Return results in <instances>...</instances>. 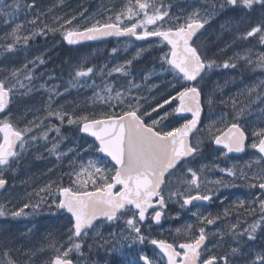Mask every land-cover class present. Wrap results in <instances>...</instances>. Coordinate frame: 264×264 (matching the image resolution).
I'll list each match as a JSON object with an SVG mask.
<instances>
[{"label": "rangeland", "instance_id": "1", "mask_svg": "<svg viewBox=\"0 0 264 264\" xmlns=\"http://www.w3.org/2000/svg\"><path fill=\"white\" fill-rule=\"evenodd\" d=\"M34 2L35 7L28 9L24 5L32 4L33 0H21V7L14 21L6 23L0 19V46L13 41L11 31L16 24L23 26L17 33L21 37L17 51L8 54L0 52V75L20 69V79L25 85H29V81L24 75L30 73L32 76L29 85L31 91L26 95L17 93L14 96L9 106L10 115L20 128L28 126L31 121L38 124L42 122L40 127H34L33 132L28 134L40 137L39 142L32 144L19 161L4 172L3 178L7 177L9 183L0 193V207L5 211V215L0 216V251L1 253L10 251L12 257L23 264H48L49 259L55 254L48 247L49 241L54 240L57 247L61 244L67 246L70 228L69 215L57 210L55 205L51 208L49 205L58 197L60 186L75 187L70 179L73 169L79 170L81 165L86 166L90 159H100V155L90 147L93 145V139L81 136L77 125H68L66 120L61 124L55 116H49V108L54 112L67 111L75 116L89 115L96 118L112 110L119 112L121 110L119 106L115 109L110 108L97 97V93L103 96L104 89L109 86L116 90L127 88L128 81L134 80L140 85L139 91L134 94L142 97L141 110L151 113L150 117H145L146 122L150 123L152 118L159 119L168 112L167 118L159 125L167 130L179 126L184 119H190L191 116L177 117L172 112L175 102L164 105L156 112L152 111L153 107L163 103L170 94H175L174 76L160 73V57L168 50H164L165 44L159 39L137 41L132 37L116 38L94 43L90 47H71L64 44L63 35L66 30L82 29L91 26L97 20L103 22L108 15L120 10L127 0H34ZM220 2L221 0H157L158 4L162 3L168 8L171 16L165 27L183 23L196 9L200 11L202 17L208 13L205 17L209 21L207 28L195 39V46H199L206 60H214L219 65L208 72L199 84L202 90L203 115L200 126L190 139L193 143L200 142L201 152L189 158L188 162L169 178L171 181L169 187L175 188L178 186L177 177L185 175L186 169L191 167L200 176L202 190H212V199L207 204L194 202L185 207L181 206L182 200H168L163 210L164 219L168 218L172 222L176 217L179 221L177 224H171L167 230H161L160 233L196 238L199 229L203 227L210 236L205 253L211 251L218 255H226L229 264H252L251 260L263 255L264 245L258 247L256 243H250L248 238L242 236L245 227L234 222L237 221L238 214L245 212L244 209L259 213L257 211L259 200L264 199V189L249 186L253 182L258 184V181L244 179V176L253 177L263 171L261 156L250 145L254 140L253 132L264 127V70L236 58L250 54L255 62L257 54L264 52V46L259 44L258 38H241L251 26L260 22L261 13L259 9L249 13L239 7L235 10L228 8L220 10L217 7L214 10L213 5H219ZM0 3L11 4L12 0H0ZM109 9L111 11H108ZM73 16L76 19L71 25L60 28L63 20L71 19ZM37 17L39 18L37 24L31 25L29 21ZM51 28L59 30L48 31ZM40 29H45L47 34L32 36L25 46L22 38L29 32H39ZM64 47L69 48L68 52L71 53L73 62L69 73L59 75L54 73L55 70L49 65L56 61ZM113 49H116L115 53ZM147 54H151L152 57L148 58L145 66L136 74L135 68L131 67L132 63L141 60ZM41 60L43 63H40ZM225 60L236 63L237 67L223 68ZM30 61L35 63H29ZM127 61L132 62L127 69L128 75L113 71ZM25 64L28 65L27 68H24ZM88 67L94 69L91 76L75 82V71ZM57 92L60 94L56 95ZM209 98L212 100L211 104L208 102ZM112 103L117 102L113 100ZM234 121L240 123L249 138L243 155H225L223 154L226 152L225 149L213 145L212 136L218 134L217 129L223 130ZM56 127L60 128L59 133L55 131ZM44 133H47V140L44 139ZM53 143L57 145L54 152L50 151ZM223 169H233L237 176L230 177L222 171ZM86 178V175L81 176V179ZM72 179L75 177L72 176ZM217 181L222 183L217 184ZM49 184L52 185L50 190L40 191ZM26 203L30 205L25 209L27 215L20 217L11 215ZM36 204L40 206L34 210L31 205ZM225 216L228 221L222 225L223 220L220 222V219H224ZM201 217L214 220L208 230L206 221L202 225L198 224ZM125 220L126 217L116 223L126 224ZM112 223L100 221L89 230V235L84 238L83 255L75 251L70 253L75 264H110L108 260L114 251L112 241L115 239ZM151 224L154 225L152 221ZM195 225V229H198L196 232ZM233 226L235 232L232 230ZM149 229L150 226L145 228L148 230L147 234L152 235ZM119 233L123 234L122 231ZM240 238L249 246L245 250L239 248L236 253H232V248L236 247L235 244L239 243ZM150 239L155 238L149 236L148 240ZM263 240L264 238L261 242ZM152 259L154 264H158L159 255L154 253ZM134 260L137 259L132 258L130 264Z\"/></svg>", "mask_w": 264, "mask_h": 264}, {"label": "snow or ice", "instance_id": "2", "mask_svg": "<svg viewBox=\"0 0 264 264\" xmlns=\"http://www.w3.org/2000/svg\"><path fill=\"white\" fill-rule=\"evenodd\" d=\"M24 6L32 9L35 7V2L33 0L32 4ZM20 7L21 0H12L11 4L0 3V19L6 23L14 21ZM217 7L220 10L226 8L235 10L239 7L249 13L259 9L260 22L251 26L241 38H258L259 44L264 46V0H221L219 5H213L214 10ZM207 16L206 12L202 17L200 11L196 9L183 23L165 27L171 16L168 8L162 3L158 4L157 0H127L120 10L108 15L103 22L97 20L91 26L64 32L63 39L69 45L109 36H129L137 40L149 37L159 38L168 47V51L160 57V73L174 76L175 94H170L163 100V103H158L156 107H153L152 111L156 112L164 105L175 102L172 112L177 117L190 114L191 118L184 119L179 126L167 130L159 125L163 119L167 118L168 112L159 119L152 118L150 123L146 122L145 117H150L151 113L141 110L142 97L134 94L139 91L140 85L134 80L128 81L127 88L116 90L109 86L104 89L103 96L97 93V97L110 108L115 109L117 106L121 108L119 112L112 110L102 113L101 118L89 115L75 116L67 111L54 112L49 108V116H55L61 124L66 120L68 125H77L80 133L94 138L93 145L90 147L100 154V159H90L86 166L81 165L79 170L73 169L70 179L75 187L60 186L58 197L54 198L49 205V208L55 205L57 210L70 214V228L68 229L67 246L61 244L57 247L54 240L49 241L48 247L55 254L49 259L48 264H73L70 253L75 251L83 255L84 238L89 235V230L95 227L97 221L115 222L126 217L127 239H130L133 244H143L146 237L140 225L149 219L159 224L168 200H182L181 206L185 207L192 205L194 201L212 199V190H202L200 176L191 167L186 169L185 175L177 177V187H169L171 183L169 178L175 174L178 167L187 163L188 158L195 157L201 151L200 142L193 143L190 139L193 131L197 129L202 113V90L199 84L208 72L219 66L216 61L206 60L203 57L193 39L197 32L209 22L205 18ZM38 19L37 17L29 23L35 26ZM75 19L76 17L73 16L71 19L63 20L60 28L71 25ZM22 27L21 24H16L12 28L11 35L14 39L0 46V52L8 54L17 51L21 41L17 33ZM58 30V28L48 29L52 32ZM46 34L45 29H40L39 32H29L22 38L24 45L27 46L32 36ZM112 51L115 53L116 49ZM236 59L264 70V52L257 54L255 62L250 54L238 56ZM29 63L34 64L35 61ZM40 63H43V60ZM131 63L127 61L124 65L114 68L113 71L128 75L127 69ZM27 67L28 65L25 64L24 68ZM222 67L236 68L237 64L225 60ZM93 71L92 67L76 70L75 82L78 83L80 78L90 77ZM20 76V69L0 75V114H2L0 115V189H3L7 183L3 178L5 170L11 169L24 152L32 144L38 143L40 139L35 134L31 136L28 134L33 132L34 127H40L42 122L38 124L31 121L28 126L20 128L10 115L9 106L14 96L17 93L26 95L31 91L29 86L32 80L31 74L24 75L29 85H25ZM59 94L56 93V95ZM49 99L51 100L52 97L50 96ZM113 100L117 103L113 104ZM208 102L212 103L211 98ZM55 131L59 133L60 128L56 127ZM209 131L211 133V128ZM217 133L213 134L212 141L226 150L223 154L241 153L245 150L247 135L240 123L234 121L226 125L223 130L217 129ZM253 137L254 140L250 146L261 154V159H264V127L254 131ZM47 138V133H44V139L47 140ZM56 148L57 145L53 143L50 151L54 152ZM222 171L230 177L237 176V172L233 169ZM84 175L87 178L81 179ZM72 176L75 179H72ZM244 179L258 181V184L253 182L249 186L264 189V171L253 177L244 176ZM216 183L222 182L217 181ZM89 185L91 190H89ZM51 188L52 185L49 184L40 191L44 192ZM41 199L44 200L43 197ZM44 202L47 203V201ZM39 206V204L31 205L34 210ZM241 206H243V201H241ZM29 207L30 205L26 203L23 207L13 211L11 215L13 217L27 215L25 209ZM259 209L261 220L264 221V199L259 200ZM4 215L5 211L0 207V216ZM204 221L209 225L214 223L213 219L201 217V222ZM258 227L259 222L245 230L249 240L255 239L254 233ZM232 230L235 232V226ZM206 239L205 229L201 227L198 237L179 244L168 243L162 239H151L150 243L163 253L166 257V264H201V248ZM238 250V248H232V253ZM218 259L222 260L223 264H229V258L226 255L219 258L215 255L209 256L202 261V264H217ZM0 264H20V261L14 259L11 252L6 250L0 256ZM132 264H154V260L147 254H140L137 260L132 261ZM252 264H264V255L256 256Z\"/></svg>", "mask_w": 264, "mask_h": 264}, {"label": "flooded vegetation", "instance_id": "3", "mask_svg": "<svg viewBox=\"0 0 264 264\" xmlns=\"http://www.w3.org/2000/svg\"><path fill=\"white\" fill-rule=\"evenodd\" d=\"M86 45L90 46L92 44H86ZM86 45H83V46H86ZM248 140H249V138L247 136L246 143H247ZM246 149H247V146H245V150L240 155H243L246 152ZM254 151L256 153H258L255 149H254ZM259 155L261 156V154H259ZM261 165H262L263 171H264V159H261ZM4 179H6L7 183H6L5 187L3 188V190L7 187L8 183H9V180H8L7 177H5ZM65 187H67V186H65ZM263 195H264V190H263ZM196 202H198V201H196ZM203 203L207 204L208 201H203ZM244 210H245L244 213L238 214L237 221H235L234 223L236 225L240 224L241 226H244L245 227L244 229L246 230L251 225L256 224V223H258V221H260L259 227L257 228L256 233L254 234L255 237H256L255 241H252V240H249V241H250V243H256L258 247H260V246L263 247L264 240L262 242H261V240H262V238H264V221L261 220V211H260V209H257V211L259 213H252V212H250V211H248L246 209H244ZM151 212H152V210L150 211V213ZM238 213H240V212H238ZM222 220H223L222 225H225V223L228 221V218L225 216L224 219H220V222H222ZM170 221L171 220L168 219V218L164 219L163 216H162L161 221H160L159 224H156V223L153 222L154 223V225H153V224H151V220L150 219L146 220L143 224L140 225L141 231L144 234V236L146 237V240H145V242L143 244L135 243L134 245H133V242L130 239H127L128 231H127L126 224L116 223V222H120V220H117V221L113 222L112 223L113 224L112 225L113 226L112 231L114 233L115 239L112 241V247H114V251L111 254V256H109L108 262L110 264H130L131 259L132 258L138 259L140 254H147L150 258H153L154 253H156V254L159 255L158 264H166V258L156 248L155 245H152L150 243L151 239L148 240L149 236L152 237V238H155L157 240H161L162 239V240L167 241L168 243H175V244H179V243L185 242L187 240L194 239V237H187V236H183L182 237L179 234L178 235H173V234H168V233H165V234L160 233L161 230H164V229L167 230V227H170L171 224L172 225L177 224L179 219L174 217L172 219V222H170ZM198 224L202 225L203 223L199 222ZM148 226H150L149 230L152 232V235H148L147 234L148 230H145V228L148 227ZM211 226L212 225L207 224L206 230H208ZM195 227H196V225L194 226V231L196 232L198 229H195ZM119 231H122L123 234L119 233ZM205 233L207 235V239L205 240V243H204V245L201 248V258H200L201 259V264H202V261L204 259H207L209 256L215 255L218 258L220 256H224L223 254H219L218 255V254L213 253L211 251L205 253V250H206V248H207V246L209 245V242H210V236H208V232L206 231ZM198 236H199V232L197 234V237ZM242 236L245 237V238H248L247 234L245 233V231L242 234ZM129 245H131V247H129ZM235 246H236L235 248H238V249L241 248L242 250H245V249H247L249 244L243 238H240L239 239V243L235 244ZM116 250H117V252H116ZM263 255H264V252H263ZM0 256H2L1 251H0ZM233 258H235V257H233ZM251 261H253V260H251ZM73 263H74V261H73ZM20 264H23V263L20 262ZM217 264H223V261L218 259Z\"/></svg>", "mask_w": 264, "mask_h": 264}, {"label": "trees", "instance_id": "4", "mask_svg": "<svg viewBox=\"0 0 264 264\" xmlns=\"http://www.w3.org/2000/svg\"><path fill=\"white\" fill-rule=\"evenodd\" d=\"M205 30V29H204ZM198 49L200 50L199 46L196 45ZM82 47H87L82 46ZM68 47H64L63 51L59 54V57L56 59V61L53 64H50L49 67L53 68L55 71L54 73H57L59 75H65L70 72V68L72 67V55L68 52ZM167 49V46H164V50ZM152 57L151 54H147L142 57L141 60H137L132 63V68H135L136 74H139L140 68L142 66H145V63L147 62L148 58Z\"/></svg>", "mask_w": 264, "mask_h": 264}, {"label": "water", "instance_id": "5", "mask_svg": "<svg viewBox=\"0 0 264 264\" xmlns=\"http://www.w3.org/2000/svg\"><path fill=\"white\" fill-rule=\"evenodd\" d=\"M201 31V29L197 32V34L199 33ZM196 34V35H197ZM120 37H126V36H119V37H116V36H109V37H104V38H101V39H97V40H91V41H81V42H79V43H75V44H72V45H69L65 40H64V43L66 44V45H68V46H75V45H78V44H82V43H91V42H99V41H104V40H109V39H112V38H120ZM196 37V36H195ZM194 37V38H195ZM135 38V37H134ZM154 38H157V37H149V38H147V39H144V40H149V39H154ZM193 38V39H194ZM136 39V38H135ZM202 115H203V107H202V113H201V117H200V122H199V124H198V126H197V128L199 127V125H200V123H201V120H202ZM184 116H191L190 114H184ZM191 118V117H190ZM197 129H195L194 131H193V133L196 131ZM192 133V134H193ZM81 135H84V136H86V137H89V138H92V137H90V136H88V135H86V134H82V133H80ZM192 136V135H191ZM191 138V137H190ZM92 139H94V138H92ZM213 145L214 146H217V145H215L214 143H213ZM217 147H222V146H217ZM242 153V152H241ZM241 153H228V154H233V155H238V154H241ZM99 154V153H98ZM100 155V154H99ZM2 189H0V191H1ZM198 202H203V201H198ZM151 211V209L149 210V212ZM68 214V213H67ZM70 215V214H69ZM98 222V221H97ZM144 223V222H143ZM205 243V242H204ZM157 248V247H156ZM158 249V248H157ZM159 250V249H158ZM160 251V250H159ZM161 252V251H160ZM162 253V252H161ZM163 254V253H162ZM166 258V257H165Z\"/></svg>", "mask_w": 264, "mask_h": 264}, {"label": "bare ground", "instance_id": "6", "mask_svg": "<svg viewBox=\"0 0 264 264\" xmlns=\"http://www.w3.org/2000/svg\"><path fill=\"white\" fill-rule=\"evenodd\" d=\"M52 67V66H51ZM201 152V151H200Z\"/></svg>", "mask_w": 264, "mask_h": 264}]
</instances>
